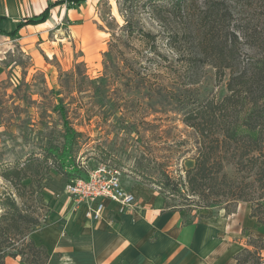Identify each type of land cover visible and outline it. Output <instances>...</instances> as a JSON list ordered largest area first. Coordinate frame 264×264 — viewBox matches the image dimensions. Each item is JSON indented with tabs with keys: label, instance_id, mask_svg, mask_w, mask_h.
I'll return each mask as SVG.
<instances>
[{
	"label": "rangeland",
	"instance_id": "1",
	"mask_svg": "<svg viewBox=\"0 0 264 264\" xmlns=\"http://www.w3.org/2000/svg\"><path fill=\"white\" fill-rule=\"evenodd\" d=\"M88 1L74 9L87 14L82 26L73 31L66 16L47 29L49 39L39 49L50 56V64H36L17 37H0V172L14 161L40 154L45 137L61 142L63 127L56 107L62 99L69 121L87 137L76 158L88 167L100 162L117 167L124 187L147 192L151 200L159 194L157 186L139 182L131 171L135 158L155 156L169 176L177 178L193 166L198 148L194 130L181 122L168 92L189 89L193 94L198 88L216 98L226 93L227 76L218 79L210 65L196 58L199 19L211 0H188L181 8L176 0ZM215 1L230 5L240 17L257 11L254 0ZM250 1L252 6H247ZM52 9L57 13L59 6ZM75 81L82 92L70 88ZM96 142L118 151L121 163L104 159L93 147ZM225 171L230 175L233 167L227 165ZM49 175L43 198L50 207V183L55 178L60 182L61 191L54 196L62 201L67 179L53 170ZM5 191L13 192L0 177V194ZM243 203L251 207L247 202L238 206ZM192 209L183 215L185 222L192 221L193 214L214 219L224 213L217 208ZM45 210L38 213L43 216ZM243 234L249 242V230Z\"/></svg>",
	"mask_w": 264,
	"mask_h": 264
},
{
	"label": "trees",
	"instance_id": "2",
	"mask_svg": "<svg viewBox=\"0 0 264 264\" xmlns=\"http://www.w3.org/2000/svg\"><path fill=\"white\" fill-rule=\"evenodd\" d=\"M85 1H48L40 13L22 17L14 29H0V34L18 37L23 26L49 19L52 8L63 5L67 12ZM187 1L176 0L179 8ZM254 1L257 11L243 17L234 13L230 5L215 0L208 1L201 12L200 50L196 58L210 65L218 79L227 76L226 93L216 98L198 88L193 94L189 89L168 92L169 101L180 111L181 122L196 134L198 148L193 166L183 176L174 178L155 156L149 160L135 158L131 171L141 184L157 186L163 209L179 210L184 215L192 207L222 208L230 214L239 202H247L251 205L250 216L264 226V0ZM247 6H252V2H247ZM3 19L5 16L0 15V22ZM69 85L82 92L76 81ZM60 101L56 109L62 120L61 142L53 136L45 137L40 154H32L22 162L14 161L0 172L13 190L0 194V264H5L7 256H19L23 264L47 263L46 248L36 245L29 234L45 225L51 213L43 198L49 173L53 170L67 180L86 174L82 161L76 157L87 137L71 124L63 100ZM93 147L104 159L121 163L115 149L99 142ZM227 165L233 167L230 175L225 171ZM40 208H46L43 216L38 213ZM207 217L210 214L198 213L189 218ZM247 245L251 249L245 247L238 252L235 264H261L264 238L251 237Z\"/></svg>",
	"mask_w": 264,
	"mask_h": 264
},
{
	"label": "crops",
	"instance_id": "3",
	"mask_svg": "<svg viewBox=\"0 0 264 264\" xmlns=\"http://www.w3.org/2000/svg\"><path fill=\"white\" fill-rule=\"evenodd\" d=\"M48 1L55 0H0V15L5 16L0 29H14L19 19L40 13ZM66 16L72 23L69 27L75 26L73 31L87 18L74 9L66 12L62 5L57 13L51 9L45 22L19 30L17 39L36 64H50V56H45L39 45L49 39L47 29L54 28L53 22ZM0 37L10 38L4 34ZM56 179L50 183L48 221L29 234L36 245L46 248V264H235V255L248 248L243 232L249 230L247 238H264V226L250 216L245 203L230 214L223 209L219 218L185 222L182 211L163 209L161 195L149 200L147 192L141 194L134 187L123 186L136 195V205L131 209L119 213L114 203H107L98 219L87 218L84 204L76 205L66 194L62 201L54 196L61 191ZM5 264L23 263L19 256H7Z\"/></svg>",
	"mask_w": 264,
	"mask_h": 264
},
{
	"label": "built area",
	"instance_id": "4",
	"mask_svg": "<svg viewBox=\"0 0 264 264\" xmlns=\"http://www.w3.org/2000/svg\"><path fill=\"white\" fill-rule=\"evenodd\" d=\"M86 168V174L68 179L64 193L76 205L86 206L85 216L98 219L107 203H114L116 211L125 212L136 205V195L131 189H126L121 183V171L107 163H96ZM264 264V260L261 262Z\"/></svg>",
	"mask_w": 264,
	"mask_h": 264
}]
</instances>
